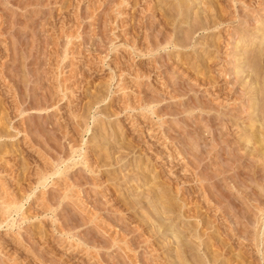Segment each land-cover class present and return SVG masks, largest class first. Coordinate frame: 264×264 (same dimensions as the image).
Here are the masks:
<instances>
[{
    "label": "rangeland",
    "instance_id": "1",
    "mask_svg": "<svg viewBox=\"0 0 264 264\" xmlns=\"http://www.w3.org/2000/svg\"><path fill=\"white\" fill-rule=\"evenodd\" d=\"M262 31L264 0H0V264H264Z\"/></svg>",
    "mask_w": 264,
    "mask_h": 264
},
{
    "label": "bare ground",
    "instance_id": "2",
    "mask_svg": "<svg viewBox=\"0 0 264 264\" xmlns=\"http://www.w3.org/2000/svg\"><path fill=\"white\" fill-rule=\"evenodd\" d=\"M262 32H264V31H262ZM262 32H261V33H262ZM258 34H259V33H258ZM262 35H264V33H262L261 36H259V35H258V36L261 38ZM258 36H257V38H258ZM260 38H259V39H260ZM262 38H264V37H262ZM259 39H258V40H259ZM260 40H261V39H260ZM260 47H261V46H260ZM259 49H260V48H259ZM262 50H264V49H262ZM260 51H261V50H260ZM232 72H235V71L232 70ZM255 85H256V84H255ZM261 88H262V87H261ZM255 91H256V90H255ZM255 91H254V92H255ZM258 92H259V91H258ZM262 93H264V92H262ZM261 97H264V96H261ZM254 99H255V98H254ZM256 100H257V99H256ZM256 100H255V101H256ZM261 101H262V100H261ZM254 106H255V105H254ZM259 119H260V118H259ZM260 120H261V119H260ZM261 121H262V120H261ZM258 122H259V121H258ZM252 132H254V129H253ZM255 132H256V131H255ZM261 134H262V132H261ZM260 138H261V136H260ZM260 138H259V139H260ZM260 140H261L262 142H264V137H262V139H260Z\"/></svg>",
    "mask_w": 264,
    "mask_h": 264
}]
</instances>
